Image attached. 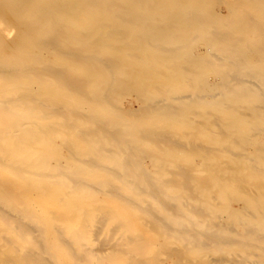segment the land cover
<instances>
[{
    "label": "bare ground",
    "instance_id": "6f19581e",
    "mask_svg": "<svg viewBox=\"0 0 264 264\" xmlns=\"http://www.w3.org/2000/svg\"><path fill=\"white\" fill-rule=\"evenodd\" d=\"M104 261L264 264V0H0V264Z\"/></svg>",
    "mask_w": 264,
    "mask_h": 264
},
{
    "label": "rangeland",
    "instance_id": "374dc122",
    "mask_svg": "<svg viewBox=\"0 0 264 264\" xmlns=\"http://www.w3.org/2000/svg\"><path fill=\"white\" fill-rule=\"evenodd\" d=\"M128 106V105H127ZM103 264H108L106 261L103 262Z\"/></svg>",
    "mask_w": 264,
    "mask_h": 264
}]
</instances>
